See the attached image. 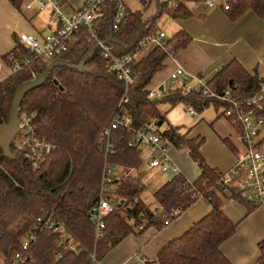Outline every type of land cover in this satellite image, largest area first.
<instances>
[{
  "label": "trees",
  "instance_id": "obj_1",
  "mask_svg": "<svg viewBox=\"0 0 264 264\" xmlns=\"http://www.w3.org/2000/svg\"><path fill=\"white\" fill-rule=\"evenodd\" d=\"M151 1L156 2L157 13L145 21L144 14ZM140 2L144 10L133 12L126 8L117 29L114 28V17L122 0H104L95 14L93 32L97 39L113 49L115 56L146 51L152 40L162 34L159 20L164 13L173 21L207 17L208 8L194 9L189 0ZM13 3L17 2L14 0ZM223 11L233 22L247 12L264 19V0H231L228 9ZM76 35L68 53L60 58L72 62L84 55L81 63L86 61L85 67L82 70L54 69L52 78L29 92L21 105L22 112L37 114L33 123L36 134L53 144L55 150L45 155L40 166L34 169L14 144L12 153L18 160L2 157L0 148V264H15L13 260L22 250V241L40 217L50 216L64 224L74 240L80 243L82 252L79 256L72 254L58 245L57 234L43 230L29 254L25 255V263L87 264L94 252L102 261L128 236L142 234L153 226L162 228L164 220L177 219L200 199L209 203L212 213L194 224L182 237L170 241L155 261L159 264H233L225 257L222 247L235 235L238 226L223 211V199L239 202L249 214L262 204L248 201L234 186L228 194L223 192L220 179L224 173L211 168L200 152L204 139H191L181 127L171 124L165 130L159 127V124L164 126L166 114L179 103L196 108L200 114L210 105L217 108L225 105L217 99L204 98L202 94L187 93L183 85L167 92L161 101L148 98L147 88L154 76L163 71L165 61L193 41V37L183 30L169 40L162 39L145 59L136 62L133 67L136 81L131 87V100L126 108L134 118L135 129H152L163 142L187 152L200 167L201 174L193 184L179 173L169 176L167 184L153 194L162 211L161 218L142 199L145 187L138 178L137 181L131 178L116 181L114 193L110 196L116 208L105 219L104 237L95 241L89 214L99 202L106 161L120 169L136 170L144 165V153L128 147L131 135L123 129L113 133L114 153L107 156L101 151L103 133L119 111L124 89L89 29L81 28ZM5 59L11 67L14 60H28L29 64L21 72L0 81V124L9 120L15 91L32 80L33 74H43L52 62L37 59L24 48L20 39L13 53ZM263 86L264 79L257 73L252 76L237 60L221 68L208 83L209 90L219 95L231 90L236 100L255 96ZM164 104L169 108L165 113L161 111ZM256 112L264 117V102ZM225 142L236 152L228 140ZM122 201V208L118 209L117 205ZM259 249L262 256L256 264H264V242L260 243ZM58 254L62 257L59 258Z\"/></svg>",
  "mask_w": 264,
  "mask_h": 264
},
{
  "label": "crops",
  "instance_id": "obj_2",
  "mask_svg": "<svg viewBox=\"0 0 264 264\" xmlns=\"http://www.w3.org/2000/svg\"><path fill=\"white\" fill-rule=\"evenodd\" d=\"M13 1L0 0V81L8 79L14 73L5 58L10 56L16 49L21 33L41 36L54 29V25H51L49 20L51 11L40 10L38 0H15L16 4ZM61 2L64 13L71 15L81 10L86 5L87 0H61ZM122 3L125 4L128 10L133 12L144 10L140 0H122ZM212 10L216 11L210 17L207 16L206 20L203 19L205 23L199 29L194 25L189 26L188 30L185 20L176 21L184 27L183 31L193 37V41L186 49L165 61L163 71L154 76L147 88L148 92L151 90L162 91L161 89L167 87L169 75L179 67H182L189 76L187 84L194 86L199 77L211 80L221 68L233 60L240 62L252 76L257 73L264 79V19L253 12H247L233 22L223 11H220L223 9ZM149 11L154 14L156 6L150 7ZM146 14L147 10L144 14L145 21L150 18ZM190 29H197V35H191ZM155 48H157L156 45H149L146 51L139 54L138 61L145 59ZM184 83H182L183 86ZM164 96L157 99L161 101ZM185 106L183 103H179L170 112L181 107L184 113ZM214 107L217 110L221 109ZM205 111L199 117L203 116L206 113ZM170 112L166 114V123L168 124H171L167 122V115ZM184 118L187 122L195 119L186 116L185 113ZM201 120L204 123L201 121L195 128L188 130L185 127L183 130L182 125L176 127H181V131L188 133V137L191 139H204L200 152L211 168H216L223 173L231 170L234 167L237 154L241 151L239 131L233 127L229 120L223 117V112L212 119L209 124L205 123L204 118H201ZM226 140L231 143L236 152L231 150L225 142ZM167 144L169 166H163L165 169L157 172L158 177L155 182L145 184V192L147 189L152 188L157 191L167 184L169 180L168 169L170 168H176L178 173L183 175L191 184L201 174L200 167L187 152L179 151L173 144ZM146 152L148 151H142L144 156ZM148 156H150V153ZM144 166L149 171L155 170V168L149 167L148 160L146 162L144 160ZM141 167L136 170L121 168L123 171L115 176L116 181H122L123 178H131L135 181L138 178L140 180ZM116 168L118 173L120 168ZM223 211L238 226L235 235L222 247L225 257L231 260L233 264H256L262 256L259 245L264 242V204L259 206L255 212L249 214L244 205L235 200L224 198ZM210 213L212 212L209 203L204 199H200L180 217L170 221L167 226L164 225L162 228L153 226L142 234L128 236L102 259L101 264H159L155 260L162 249L170 241L182 237L193 228L194 224ZM159 214L158 218H161V210Z\"/></svg>",
  "mask_w": 264,
  "mask_h": 264
},
{
  "label": "built area",
  "instance_id": "obj_3",
  "mask_svg": "<svg viewBox=\"0 0 264 264\" xmlns=\"http://www.w3.org/2000/svg\"><path fill=\"white\" fill-rule=\"evenodd\" d=\"M104 0H87L86 5L79 11L66 15L63 11L61 0H38L40 10H50V23L54 29L49 33L41 36L30 34H20V41L25 49L31 51L37 59L45 61H54L68 53L69 47L76 41V33L81 28H88L94 38L97 47L103 52L104 57L111 65V71L118 79L124 89V96L119 105V111L111 121V125L105 130L102 136L101 151L107 156L114 153L116 144L113 133L120 129L130 133L128 147L140 151L147 150L150 153L148 165L151 168L169 166L167 153L168 144L163 142L159 134L148 128H134V118L126 108L130 103L131 87L134 85L136 78L133 67L137 64L139 54H125L115 56L113 49L105 42L97 39L93 32L95 24V14ZM194 9H228L231 0H189ZM126 13V6L121 3L114 19V28L117 29L123 21ZM166 37L162 32L159 38L152 40L151 45L159 46L162 39ZM62 59V58H60ZM29 61L21 62L14 60L13 72L18 73L27 67ZM36 75L33 74V78ZM169 86L162 91L151 90L148 92V98L161 99L167 92L174 91L184 83V89L187 93L202 94L204 98L217 99L225 105L223 108V117L230 121L234 128L239 131L241 141V151L237 154L234 167L225 172L220 179V188L228 194L231 187H236L239 194L250 202L264 204V117L258 115L256 109L264 102V86L262 90L253 97L236 100L233 98L231 90H226L224 95L212 92L208 88L209 80L205 77H199L194 86L188 85L189 76L182 67L169 75ZM185 115L195 118L200 115L196 108L185 106ZM36 113L22 112L20 114L19 127L20 131L15 137L14 146L23 154V157L31 163L34 169L38 168L45 159V155L51 154L55 146L46 140L40 139L36 134L33 126ZM119 141H122L120 139ZM104 176L102 188L97 202L90 211L92 226L95 230V241H100L105 234V219L110 216L115 208V202L110 198L115 190V174L118 169L106 161L104 167ZM178 174L176 168L168 169V175L172 177ZM174 215H178L174 212ZM171 220L165 221L167 226ZM142 229V227H140ZM43 230H51L59 236L58 245L79 256L82 252L80 243L76 242L72 234L66 230L64 224H60L55 218L50 216L40 217L36 224L22 241L21 252L15 257V264H26L27 257L31 246L37 241L38 235ZM61 258L62 255L58 254ZM144 263V262H143ZM5 264V263H3ZM87 264H101L94 252L88 259Z\"/></svg>",
  "mask_w": 264,
  "mask_h": 264
},
{
  "label": "rangeland",
  "instance_id": "obj_4",
  "mask_svg": "<svg viewBox=\"0 0 264 264\" xmlns=\"http://www.w3.org/2000/svg\"><path fill=\"white\" fill-rule=\"evenodd\" d=\"M162 1H164V0H162ZM151 2L152 3L150 5V7L156 6V2H154V1H151ZM150 7L147 9L146 16L152 18L151 15L153 16V15H155L157 13V8H156V11H154L155 13L152 14L151 11H149L150 10ZM215 11L216 10H212V9L207 10V12L205 13V15H207L208 17H210L211 14H213ZM220 11H223V10H220ZM192 19H194V20H192ZM192 19L191 20L190 19L189 20H185L186 21V25H187L186 28L188 30H189V26H194V25L197 27V29L201 28V26L204 25V23H205L204 21L206 20V19L205 20L199 19L197 17H193ZM159 28L162 30L160 32H165V34H166V40L171 39L173 36H175L177 34V32L179 30L184 29V27H182L180 25V23L171 20L165 13L162 15V18L159 20ZM197 29H192V30L190 29L191 35L192 34L197 35V32H198V31H196ZM169 83H170V81H169ZM168 86H169V84L167 85V87ZM155 100H158V99H155ZM161 107H162L161 108V111L162 112L163 111H164V113L165 112H168L169 108H167L165 104L164 105H161ZM163 109H165V110H163ZM223 111H224V109H222V108L219 109V110H217L214 106H211L209 109H207L205 111L206 113L203 116H201V117L198 116V118L195 117V119H192V120H190V121L187 122L186 119L184 118L183 110L180 107V108L174 109L173 111H171L167 115V120H168L167 122H169V123H171V124H173L175 126L182 125L183 130H184V127L187 128V130H188L190 128H195V126H197L198 124H200L201 121H202L201 118H204L205 123L209 124L212 121V119L216 118L217 115L218 114L220 115ZM202 122L204 123V121H202ZM167 125H168V123H166L160 129L161 130H165V128H166ZM210 129L213 130L212 127H210ZM203 136L207 139V137L205 135H203ZM207 149L209 150V148H207ZM148 155H149V153L146 152V155L144 156L145 157L144 158L145 162L148 160V157H149ZM141 168L142 169L140 170V175L139 176H140V180H141L142 184H144V186H145V184L147 182H149L151 184H152V182H155V180L158 177L157 172L158 171H161V170L163 171L165 169L164 167H157L158 169L155 168V170L149 171L144 165ZM121 171H123V170L120 169L119 172L115 174V176L118 175ZM154 189L153 188L150 189V190L147 189L148 191L146 190V192L142 196V199H144V201L146 202V204L150 207V209L152 211H154V212H156V213L159 214L160 207H159L158 203L156 202L155 198H153V196H152L153 193L156 191Z\"/></svg>",
  "mask_w": 264,
  "mask_h": 264
},
{
  "label": "water",
  "instance_id": "obj_5",
  "mask_svg": "<svg viewBox=\"0 0 264 264\" xmlns=\"http://www.w3.org/2000/svg\"><path fill=\"white\" fill-rule=\"evenodd\" d=\"M169 1V0H168ZM84 55L79 57L76 60H72V62H68L64 59L58 58L57 60L52 61L48 68L43 72V74L37 75L32 80L28 81L21 85L14 94V100L11 107V114L9 120L0 124V148L2 150V157L9 158L12 160H18L19 158L12 153V146L14 144L15 137L18 135L20 131L19 122H20V114H21V105L26 95L29 92L43 86L47 80L52 78L51 73L54 69L58 67H67L69 69H78L82 70L85 67L86 61L81 60ZM163 90V89H161ZM161 124H159V127ZM173 177V175H172ZM124 201L117 205V208H122Z\"/></svg>",
  "mask_w": 264,
  "mask_h": 264
}]
</instances>
